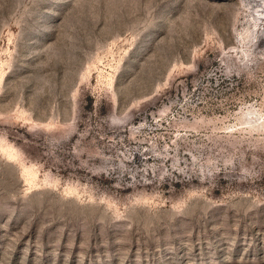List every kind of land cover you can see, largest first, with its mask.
<instances>
[{"label":"rangeland","instance_id":"1","mask_svg":"<svg viewBox=\"0 0 264 264\" xmlns=\"http://www.w3.org/2000/svg\"><path fill=\"white\" fill-rule=\"evenodd\" d=\"M0 264H264V0H0Z\"/></svg>","mask_w":264,"mask_h":264}]
</instances>
